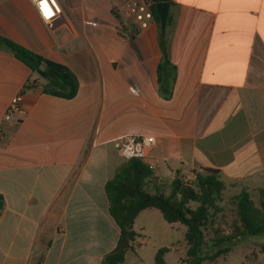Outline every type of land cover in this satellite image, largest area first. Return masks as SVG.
Segmentation results:
<instances>
[{
    "label": "crops",
    "instance_id": "crops-1",
    "mask_svg": "<svg viewBox=\"0 0 264 264\" xmlns=\"http://www.w3.org/2000/svg\"><path fill=\"white\" fill-rule=\"evenodd\" d=\"M59 1L64 14L50 29L32 0H0V34L80 82L73 98L42 93L46 77L0 47V264H102L120 236L106 184L126 160L127 134L155 137L144 160L152 192L204 168L240 191L264 181V0H171L168 94L155 19L129 24L128 35L113 0ZM20 91L26 113L6 120ZM140 219L147 233L154 220L179 223L156 208Z\"/></svg>",
    "mask_w": 264,
    "mask_h": 264
},
{
    "label": "trees",
    "instance_id": "trees-1",
    "mask_svg": "<svg viewBox=\"0 0 264 264\" xmlns=\"http://www.w3.org/2000/svg\"><path fill=\"white\" fill-rule=\"evenodd\" d=\"M153 15L159 27V42L163 52L158 66L159 82L163 94L171 93L177 68L170 55L167 19L166 33L161 30L157 3L171 0H155ZM0 47L12 51L36 72H46V83L40 87L42 93L63 98H73L78 93V76L68 66L34 53L24 46L0 34ZM35 87L29 80L26 89ZM153 175L152 168L140 158L126 159L117 167L114 175L107 181L106 193L109 199L110 214L120 227V236L116 247L107 253L102 264H122L126 253L135 248L136 240L143 236L138 232L135 220L138 214L147 208L161 211L169 223L181 222L186 226L185 239L188 244V264H202L206 260L215 261L230 252L239 235L255 236L264 233V187L260 190L259 204L251 198L250 190H243L235 195L237 220L236 233L222 234L214 226L215 217L224 211L220 204L224 200L226 182L220 170L204 168L196 172L191 179L177 176L169 195L162 191L152 192L147 188L148 180ZM4 200L0 195V211ZM212 234L209 237V234ZM169 247H161L156 255V264H166L165 255ZM209 252H211L209 254Z\"/></svg>",
    "mask_w": 264,
    "mask_h": 264
},
{
    "label": "rangeland",
    "instance_id": "rangeland-1",
    "mask_svg": "<svg viewBox=\"0 0 264 264\" xmlns=\"http://www.w3.org/2000/svg\"><path fill=\"white\" fill-rule=\"evenodd\" d=\"M122 22L124 24L123 31H127V34L131 35L129 30L130 25L125 22V19H122ZM35 74L40 79L42 78L37 71ZM232 183L236 184L234 181H232ZM249 183L250 185L245 188L250 190L252 200L259 204L261 199L260 190L264 187V181L254 179ZM172 189L173 184L165 185L162 192L169 195ZM242 189L243 188L236 184V186H228L225 190L224 200L220 203L224 207V211L216 215L214 223V226L219 228L222 234L231 235L236 233L234 225L237 220V207L234 203V198ZM141 222H143L142 219L138 220L136 227L140 226ZM159 226L158 220H154L152 224L153 228L148 226L150 233L141 229L139 230L145 234V236L138 238V243H145V247L142 248L143 246L138 244L139 246L129 250L122 264H156L155 255L158 251V247L161 248L165 246L173 247L165 255L166 264H188V244L185 239L186 226L181 222H179L177 226L165 227L164 229H159ZM160 227L162 228V226ZM208 234L209 237L212 236V234ZM210 253L211 252H209V254ZM202 264H264V233L255 236L239 235L235 238L230 252L222 255L215 261L206 260L202 262Z\"/></svg>",
    "mask_w": 264,
    "mask_h": 264
},
{
    "label": "built area",
    "instance_id": "built-area-1",
    "mask_svg": "<svg viewBox=\"0 0 264 264\" xmlns=\"http://www.w3.org/2000/svg\"><path fill=\"white\" fill-rule=\"evenodd\" d=\"M42 20L50 29L55 28L62 20L64 9L59 0H47V7L42 0H32ZM126 22L134 27L145 29L153 21V5L155 0H113ZM24 92L14 95L6 109V120L20 121L26 113L24 107ZM155 137L147 134H127L124 136L122 153L126 159L140 158L143 161L148 156L149 147L155 144ZM151 168L152 165H149ZM137 246V245H135Z\"/></svg>",
    "mask_w": 264,
    "mask_h": 264
},
{
    "label": "water",
    "instance_id": "water-1",
    "mask_svg": "<svg viewBox=\"0 0 264 264\" xmlns=\"http://www.w3.org/2000/svg\"><path fill=\"white\" fill-rule=\"evenodd\" d=\"M157 10H158V13L160 15L162 34L164 35L166 33L167 19H168L169 10H170V2L169 1L158 2L157 3ZM38 72L42 76H46V72L44 70L39 69Z\"/></svg>",
    "mask_w": 264,
    "mask_h": 264
},
{
    "label": "snow or ice",
    "instance_id": "snow-or-ice-1",
    "mask_svg": "<svg viewBox=\"0 0 264 264\" xmlns=\"http://www.w3.org/2000/svg\"><path fill=\"white\" fill-rule=\"evenodd\" d=\"M42 3L44 4L45 7H47V0H42Z\"/></svg>",
    "mask_w": 264,
    "mask_h": 264
}]
</instances>
